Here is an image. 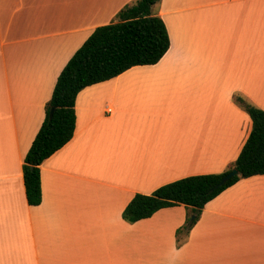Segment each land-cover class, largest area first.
Here are the masks:
<instances>
[{"label": "crops", "instance_id": "obj_1", "mask_svg": "<svg viewBox=\"0 0 264 264\" xmlns=\"http://www.w3.org/2000/svg\"><path fill=\"white\" fill-rule=\"evenodd\" d=\"M135 0H0V264H264V174L207 202L177 245L183 205L128 223L137 193L220 173L264 110V0H160L169 48L81 89L72 138L40 165L27 203L22 164L57 76L98 26Z\"/></svg>", "mask_w": 264, "mask_h": 264}, {"label": "trees", "instance_id": "obj_2", "mask_svg": "<svg viewBox=\"0 0 264 264\" xmlns=\"http://www.w3.org/2000/svg\"><path fill=\"white\" fill-rule=\"evenodd\" d=\"M160 0H136L117 13V21L98 26L74 52L57 76L44 119L25 154L22 173L27 203H41L40 165L73 136L75 98L84 87L106 81L136 65L157 63L169 48L162 18L155 12ZM234 100L249 115L252 129L232 165L220 173L186 176L159 186L150 194H135L122 211L128 223L156 211L183 205L186 217L177 228V245L188 236L207 202L240 178L264 174V110L240 96ZM54 108L50 113L51 108ZM232 168L237 174L219 185Z\"/></svg>", "mask_w": 264, "mask_h": 264}, {"label": "water", "instance_id": "obj_3", "mask_svg": "<svg viewBox=\"0 0 264 264\" xmlns=\"http://www.w3.org/2000/svg\"><path fill=\"white\" fill-rule=\"evenodd\" d=\"M54 108L52 107L50 110V113H52ZM238 172L235 168H232L229 172H227L225 175L222 176L220 179L219 185L224 184L226 181H228L232 176L236 175Z\"/></svg>", "mask_w": 264, "mask_h": 264}, {"label": "rangeland", "instance_id": "obj_4", "mask_svg": "<svg viewBox=\"0 0 264 264\" xmlns=\"http://www.w3.org/2000/svg\"><path fill=\"white\" fill-rule=\"evenodd\" d=\"M136 1V0H135Z\"/></svg>", "mask_w": 264, "mask_h": 264}]
</instances>
